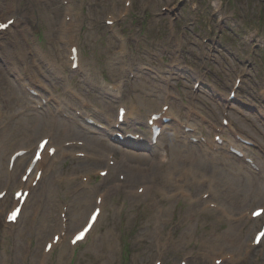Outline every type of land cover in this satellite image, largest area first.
Here are the masks:
<instances>
[{"label": "rangeland", "instance_id": "obj_1", "mask_svg": "<svg viewBox=\"0 0 264 264\" xmlns=\"http://www.w3.org/2000/svg\"><path fill=\"white\" fill-rule=\"evenodd\" d=\"M3 1L0 0V16L4 15L7 19L10 14H7ZM6 1L7 4L14 2ZM30 1L36 5V8L32 9L27 1H23L20 7L27 8V16L30 19L35 14L37 22L35 21L34 28L36 30L27 33L26 31L31 30L25 28L22 22L17 27H11L10 30L17 37L20 49L27 53V57L29 55L30 60L36 56L33 53L36 47L42 49L40 51L43 53L51 50L44 55L54 56L57 64H63L66 59L60 63V58L64 55L58 52L66 51L64 45L66 36L62 37L60 34L65 5L58 0ZM122 2L123 0H71L73 13L79 16V21L73 19L75 28L72 43L80 51L82 70L71 74L67 68L63 69L66 76L70 78L69 85L78 90L82 98L85 97L92 103L93 101L102 102V107L111 108L110 112L114 115L119 103L126 104L130 99H135V95L147 97L149 89L154 88L152 92L157 91L162 96L165 91L164 85L169 80L168 87L175 93L176 108L174 110L177 114L186 112L183 108L189 105L190 92L196 90L198 106L199 103L201 105L198 108L210 118V114L204 107L217 105L220 109L221 101L230 95L236 79L241 82L236 97L232 100L235 110L231 113L237 117L242 116L243 124L249 125L251 129L264 127V0H132V6L127 14L110 29L104 24L106 14L112 12V7L115 8V5L117 13L123 12L125 8L122 7ZM177 41L182 43L180 44L182 47L176 46ZM119 51L120 53H117ZM1 61L2 56H0ZM33 61L34 59L28 62ZM48 62L54 63L52 59H48ZM129 67L133 70L134 78L127 73ZM44 71L45 74L42 77L56 86L61 93L66 84L65 81H62L60 77L56 78L46 69ZM196 76H200L198 88L191 90L196 83L194 82ZM113 82L121 83V94L118 100L106 91V84ZM152 92L150 99H156L155 96L158 93L152 96ZM65 97H69V93ZM181 108L184 111L181 112ZM42 112L41 115L45 114ZM13 115L5 119L6 126H10L5 130L12 134L17 129L22 130L32 119L27 116ZM104 118V114H99L100 121ZM133 128L139 133L146 131L145 116L141 109ZM201 129H203V135L209 131L206 125H202ZM164 134L160 144L168 150L171 142L166 136L173 135V132L168 129L164 131ZM132 142L128 143L131 146L125 150H130L131 153L136 152L138 155H148L150 157L148 165L141 167L140 163H133L132 166L123 165V170L115 168L110 171L104 184H101L102 179L90 172L88 175L91 181L88 192L77 200L80 201V208L77 207L76 210L82 215L76 229L83 225L94 206L93 202L97 195L104 196L103 200L108 197L103 215L94 232L83 242L84 244L80 243L82 245L79 244L80 246L73 250L68 248L65 242L62 248L54 250L46 258V264H153L157 259H160L162 264H178L181 259H186L188 264H213L212 257H219V251L222 254L226 251L237 253L234 263L224 262V264H264V245L252 251L247 248L256 228L253 231L249 230L255 226V223L250 222L240 228L231 229L225 218L217 217L218 213L215 211L202 213L201 205L200 209L196 204L190 206L185 198H178V196L177 200H171L168 196L169 199L163 198L161 189L170 192L173 188L170 187L167 172L158 167L160 156L152 153V147H149L148 143ZM122 145L116 144L118 147ZM173 145L177 148L176 143ZM110 146L114 149L112 152L119 155L120 161L119 151L113 145ZM200 146L196 145L190 149L195 154L204 156ZM123 147L120 148L124 149ZM252 150L257 151L254 147ZM168 153L171 156L169 151ZM261 153L260 151L256 154ZM220 155L224 158L219 160V165L218 158L211 161L202 158L204 162L199 165V175L216 179L213 167H218L219 170L222 169L223 176L226 174L235 181L237 179L244 181V175L237 177L234 174V170H237L241 161L223 152ZM115 157L111 159H117ZM95 162H98V159ZM118 163H115L116 166ZM91 164L93 163L75 162L74 159L69 158L54 166V172L58 168L59 176L54 175V178L49 179L50 183L46 184L44 190L47 192L50 186H54L52 196L44 197V199L46 198L49 204L58 206V209L50 208L48 211L47 207L43 206L42 211L49 218L47 224L55 226L61 209L59 205L68 203L71 207L75 205L69 200L80 192L76 190L82 183L81 175L76 172H84V169H89ZM105 165H107L106 161L102 166ZM193 167L197 169L196 165ZM73 168L78 170L73 171ZM80 169L82 170L79 171ZM121 172L125 176L124 182H121L118 176ZM239 173L241 174V171ZM71 174H75L74 181L67 183L66 178ZM140 177H145L147 181L149 177H156V181L150 182L155 186L153 191L151 190L152 193L144 196L148 199L133 192ZM262 177L255 178L264 185ZM189 180L193 181L192 178ZM260 183H256L258 188L261 187ZM96 188L98 191L95 190ZM193 188L189 185L186 189L194 195L204 191L200 189L201 186L197 191ZM231 188L221 185L220 198L209 200L223 203V200L230 201L233 196L235 199L246 198L248 187L245 183L243 187L239 186L232 190ZM92 191L96 192L92 193ZM262 204L263 201L246 204L234 212L241 214ZM239 205L237 208L240 207ZM31 207L20 226L22 236L21 233L19 237L10 235L3 228L2 220H0V264H38L44 243L49 241L57 231L52 227V230L48 228L50 233L38 235L41 229L42 211L34 221L31 219L33 214ZM33 207L36 209V206ZM199 212L200 215H198ZM235 213L233 215H236ZM239 230L242 235V249L236 251L223 247L218 236H221L224 244L229 246L228 239L233 240L235 244V240L229 237L239 234ZM170 236L171 239H169ZM168 240L175 242L173 246L172 244L165 246ZM26 254H29V257L23 258Z\"/></svg>", "mask_w": 264, "mask_h": 264}, {"label": "bare ground", "instance_id": "obj_2", "mask_svg": "<svg viewBox=\"0 0 264 264\" xmlns=\"http://www.w3.org/2000/svg\"><path fill=\"white\" fill-rule=\"evenodd\" d=\"M13 1L14 2H11L12 4H7L6 0L3 1V5L5 6V10L7 14H10L11 15L10 18L13 19V25L10 26L8 29H6L4 32L0 33L1 38L5 37L3 45L0 43V55L2 56V61L0 62V190L12 189V188L14 189L27 188L31 190V194L27 197L24 203L23 211L21 212L17 223L15 225H11V224L4 225V228L10 235L15 237L20 236L21 233L20 226L23 223V219L28 215V209H30L32 204L33 206H36V209H34L35 207L33 206L31 207L33 208L32 209L33 214L31 219L32 220L34 219V221L35 218L39 217V213H41L43 206L44 208L47 207L48 211L50 208L51 210H54L56 208L58 209V206H55L53 203L49 204L47 202V199L46 198L44 199V197L51 198L52 188L54 186L53 187L48 186L49 188L47 192H45L46 190L44 189L46 187V184L50 183L49 179L54 178V175H57L58 173V168L57 171L54 172V168H55L54 166L58 162L59 163L63 162L64 158L71 157L73 159H76L75 162L93 163L91 164V167L89 169H84L85 173L86 172L89 173L94 171L92 167H94L95 165H98L99 163L103 165L105 161L107 163V161L109 162L113 159L112 156L115 157L117 155L118 159L112 160L113 165L109 166L107 164L103 168V169H108L107 176H109V171H112L115 168L116 169L120 168L121 170H123L122 168L124 167L123 165L132 166L133 163H140L139 165H141V167L148 165L150 161V157L148 155H138L135 152L137 151L136 149H132L135 150L133 151L135 153L129 152L130 150H125L127 148L129 149V147L131 146L128 143H126V145L128 144L127 145L128 147L125 146V148L123 147L124 149L115 146V143H113V141L110 140V135L114 132L117 131L120 132L121 130H123V126H124L123 124L125 125L128 124V128L133 129L134 122L136 121V115L138 116L139 110L141 108L144 109V112H148V117H147V122H148V120L150 119V114H153L155 110L159 108L160 105L159 103H161L162 100L164 101V103H166L163 104L162 107L165 105L168 106L170 102V107L168 106L166 111L164 112L161 111L162 107H160L157 113H161L162 117L170 119V122L166 125H162V128L163 129L170 128L171 131L173 132V135L166 136L168 139H170L171 145L168 147L167 150L166 147L163 148L162 146L163 144H160L162 137L165 135L163 129L161 128L162 133H160L159 136L156 138L154 147H152L151 149L153 154L155 153V155L157 154L160 156V165H158V167L161 168L160 170L167 172V177L170 180V187L173 188V191L170 192L168 191L166 192L165 191L166 189L165 190L161 189L160 193L163 191L162 192L163 198L164 197L166 199L171 198V200H177V196H179V198L180 197L187 198V202L190 206L196 204L200 209V205H201V212L206 211L208 213L213 212L210 209V204H212L213 207L215 206L216 209L218 210L217 217L223 216L225 219L223 217L221 218H223L225 221L229 223L231 229L240 228L248 222L249 219L241 218L240 222L237 223V221L234 219V217H236L237 215H233V214L234 211L239 210L242 206L246 204H252L256 202L258 203L261 201H263L264 203V185L256 181L255 178L256 176L257 177L263 176L262 178H264V127H261L260 129L257 128L251 129L249 125L243 124L244 120L241 119L242 116L237 117L234 116L235 115L234 113L233 114L231 113L232 111L235 110L233 106L234 104L232 103V101H229L226 97H224V99L221 101L222 106L220 109L217 107V105H214L213 107L210 106L207 108L204 107V109L210 114L211 119L208 118L198 108L201 107L200 103L199 106L197 107L184 106L183 109H185L186 112L184 114L182 113L177 114V112L174 110V108H176V105L174 104V98H175L173 97L174 94L171 91H169L168 88H166V86L164 85L165 91L162 96L157 91L152 92L154 88L153 89L148 88L149 90L148 89H147L148 91L146 90L147 97H143V96L139 97L138 95L136 98L134 97L135 99H131L129 105H126L127 110L124 117L125 121L122 124L123 126L120 125L121 127L119 129L115 128V126L118 125L116 119L117 117L113 121L110 119L108 120V118H112V117L107 116V123L105 130L103 131L99 130L93 124H88L86 122V120L89 119L93 120V122H97L95 119L92 118V116L93 115L98 116V114L96 113V111L92 109V107H86L89 105L88 102L84 100V98L80 97L77 93H75L73 89L66 86L67 91L62 95H59L53 92L50 93L45 88L46 86L43 83V79L40 80L39 84L35 83V80L42 76L41 75L42 73H40V71H42L41 67L47 69L48 72L54 73L56 76L59 77L60 75H62L63 68H65L64 66H69V70L73 71L71 69L72 62L69 60L70 47L72 45L68 42V40L72 38L74 31L72 30L71 19L69 21L65 20V18L70 16L71 9L69 7H66L67 15L64 16L63 14L62 16L64 17V19L61 21V25L63 27L61 28L62 31L60 32V34L62 37L66 36V39L64 40L66 41L64 42V45L66 47L65 62L64 63L62 62L63 64L61 65L59 63L57 64L55 62L54 56L46 57V55H44V53L41 52L40 49L36 47H34L35 49L33 50V53H35L36 58L34 59L33 62H28L30 60L27 57V53H25L23 49H22L23 51L20 49V44L18 42V39L15 36V34H13V32L10 30V28L13 26L17 27L18 24L22 22L25 27H28L30 30H32V28L36 24L35 21L37 22L34 16L35 14L32 16V19H30L27 16V8L20 7V4H22L23 1H27V3H29V6L32 9L34 7L36 8V5L32 4L30 0H13ZM110 15L112 16L113 14L110 13ZM1 16H0V23H4L6 19L3 20L2 19L3 17ZM73 18L74 17H72V20ZM26 32L29 33V31ZM180 44L182 45V43L177 41L176 46L182 47ZM48 59H52L54 63L50 64L48 62ZM16 63L17 64L19 63V65H16ZM81 64L79 63L78 60V68H82ZM1 65H3L4 67H2ZM23 71H24V75H23ZM128 72H129L128 74L133 73L132 70H129ZM10 74L11 77L9 76ZM196 80L197 81L200 80V77H197L195 81ZM116 84L117 83H114L113 85H108V89H107L108 92L112 93V95L114 94V96H116L118 90L120 89V87L117 86ZM30 91L35 92L37 96L29 94ZM151 92L153 94L152 96H155V94L158 93L157 96H155L156 99H150ZM68 93H69V97H65ZM74 95H77L78 97H74ZM194 98L195 97H191L190 100L191 104ZM71 100H75L77 105L69 104L68 102H70ZM188 104H189V97H188ZM40 107L44 108L43 109L44 112H42V110L38 111ZM183 109L181 108L180 111L182 112ZM14 112H18L20 116L22 115V113H24L22 116L26 115L27 113L28 115L32 113V115L29 116H33L34 118L33 120L27 122L22 130L17 129L18 131L16 130L17 132L15 131V133L12 134L11 132L5 130L10 127V126L9 127L6 126L5 119H7L9 114ZM41 112L45 114L41 115L40 114ZM224 120L227 121L226 127L223 126ZM254 122L258 123L257 121ZM159 123L160 121L155 122V124H159ZM204 123L210 124L208 126H211V129L207 132L206 136L202 134V129H201L202 128L201 126ZM257 126L260 127L259 124H257ZM188 128L190 130L185 131ZM147 129L148 132L145 133L144 136H146V138H149L151 131L149 127ZM218 129H221V133L218 132ZM43 132H45V134L50 136L51 138L50 146L56 148V153L52 157H48V155L45 153L42 160L37 162L36 169L42 170V175L37 185L35 187H32L31 183L34 180L35 172L29 175L25 183H22L20 179H18L22 177V175L20 174H23L24 171L20 172V168L23 166V164L25 163L28 157L25 156L23 158L17 159L11 170L8 168V160L13 150L15 151V148L17 150V148L27 149L32 147L34 140H36L37 137ZM210 133L213 134L210 135ZM213 135L214 136L219 135V141H215ZM190 139H196V143L195 144L190 143L189 142ZM242 140L252 142L254 147H256L257 151L259 153L261 151L262 153L256 154L258 152L253 151L252 147L250 145L241 142ZM77 141L78 142L80 141L82 143H80V145L78 143H71ZM173 143L177 144V148L176 146L173 145ZM26 144L29 145L27 146ZM110 145H113L115 149L119 151L118 153L121 155L120 161H119V155L112 152L114 149ZM196 145H201L199 148H201L204 156L195 154L194 151L190 149V147H195ZM231 149H234V151L239 153L242 156V158H240L238 155H234L233 153H231L230 151ZM168 151L170 152L171 156H169ZM221 152H223L226 155L228 154L241 161V164L237 168V170H234V174L237 177L240 175H244L245 176L244 181L238 179L235 181L226 174H225L226 176L225 175L223 176L224 173H222V169L219 170L218 167H213L214 174L215 176H217L216 179L213 177H206L205 175H199L200 174L199 165H201L204 162L202 160L208 159L209 161H211V160H216L218 158L217 163L219 165V160L221 158H224L223 156L220 155ZM78 154H82V157L84 159L75 158L78 157ZM248 157H249V161L252 162L253 165L246 163L245 159H247ZM97 159L98 162H95V160ZM116 162H119L118 166H116L115 164ZM4 164H5V169H3ZM193 165L194 166L196 165L197 169H195ZM72 170L77 171L78 168L77 169L73 168ZM99 170L102 171V169ZM160 170L156 169V171H160ZM239 171H241V174L239 173ZM82 177L86 178L87 175H82ZM144 178L145 177H140V179L138 180L139 181L138 186H136L135 189L142 188L144 196H149L152 193L153 189L155 188V186L152 185L150 182H153V180L156 181V177L155 178L149 177L148 181L145 180ZM189 178L190 179L192 178L193 181L190 182ZM70 179L74 180L71 177ZM68 182L70 181H67V183ZM194 182H196V184ZM241 182H244L248 187V194L246 198L235 199L233 196L230 199V201L222 199L223 203L213 202L209 200L210 198H220L219 192L221 189V185L222 187L225 188L227 187L237 188L239 186L243 187L244 183ZM256 183H260L261 187L259 186L260 188H258L256 186ZM189 185L192 186V188L194 187L196 191L201 186L202 188L200 189L202 190L204 189L205 193L199 191L200 192L199 194L194 195L193 192L186 189L187 186ZM80 187H81L80 192L69 200L70 203L75 205H73L72 207L68 205L69 203L59 205L61 209L59 207L60 209L59 219L56 222L55 226H51L50 224H47L49 222L48 215L42 211V216L40 218L42 219L41 229L38 232V235L42 236L46 234L47 232H49L48 228L52 230L53 227L54 230L55 229L57 230L56 231L57 233L55 232V234L59 235V239L56 244H52L51 249L47 254L44 252L41 253V258L46 259L48 256H50L53 253L54 250H57L60 247L62 248V244H63L62 232L65 231L66 233L71 234V232L77 230L76 228L79 226L80 217L82 215L76 210V208L80 206L79 204L80 201L77 200L83 194H86L88 192V183L86 182L85 184H83L82 182L80 184ZM39 189L41 190L40 192ZM200 194L202 195L209 194V196H207L208 199L206 201L201 200L199 198ZM7 199H9V196L7 197ZM107 199L108 197L106 198V200H103L102 198L99 204L97 203L96 200H94L93 204L95 205V207L101 208L100 214L95 224L91 228L90 232H88V234L85 236L83 242L86 240L88 235L94 232L96 225L98 224L100 218L103 215ZM4 200L5 198L3 200H0V212L3 213H4L3 210L7 207V201ZM238 205L240 206L239 208H237ZM68 210H70V212H68ZM61 213H65L64 219L61 218ZM199 214L201 213L199 212ZM88 215L86 217V220L88 218ZM253 222L255 223L254 224L255 226L251 227L249 231H253L255 227H257L260 224L258 219L253 220ZM240 231L241 230L238 231L239 234L236 233L235 236L229 237L235 240V244L233 240L228 239V241H230V244L229 246L225 245L221 236H218V240L224 245L223 247L227 249H234L236 251H239L240 249H242L241 248L242 235ZM22 234L23 233H21V236ZM261 242L264 244V239H262ZM45 245L46 243H44L43 245L42 248L43 251ZM77 245L79 244H76L75 246L72 247L68 245V248L74 249ZM60 250L62 252V249ZM236 255L237 254H235V258ZM25 257L26 258L29 257V254L23 256V258Z\"/></svg>", "mask_w": 264, "mask_h": 264}]
</instances>
